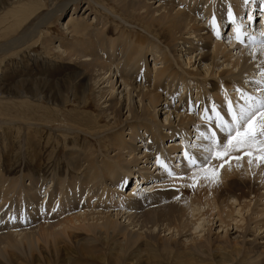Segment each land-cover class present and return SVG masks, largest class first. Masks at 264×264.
<instances>
[{
    "label": "bare ground",
    "instance_id": "6f19581e",
    "mask_svg": "<svg viewBox=\"0 0 264 264\" xmlns=\"http://www.w3.org/2000/svg\"><path fill=\"white\" fill-rule=\"evenodd\" d=\"M82 1L70 0L57 6L58 14L68 7L72 10L70 18L61 25L66 35V38L58 39L62 46L60 47L59 44L54 48L52 46L54 37L48 34H45L42 44L43 54L53 55L54 53L55 59H64L68 66L61 71L56 62L53 66L55 71L48 73L49 76L54 74L56 77L52 81L50 79V81L47 79L27 81L13 78L14 83L21 82L15 96L31 97L38 101L44 97L49 105L51 103L53 106H61L60 108L64 109L66 103V99L62 98L64 94L62 92V95L59 91L55 92L56 90L63 89L62 91L65 92L69 87L74 95L78 93L81 96V98L76 97L83 102L85 96L90 93L95 107L103 110L99 114V119L105 120L108 124L107 129L101 126L92 132L88 129L89 125L84 128L66 126L64 130L57 129L59 135L54 132L56 130H50L53 136L56 134L54 138L57 141L62 140L61 135L68 134V132L81 135L82 140H72V146L68 151L65 150L60 159L56 158L60 153V141L58 143L55 141L57 145H52L48 135L40 138L38 130L42 129L41 123L23 124L25 129L22 127L23 136L20 138V144L24 145V148L19 147L23 149L20 156H13V151H8L9 148L15 151L13 144L6 143L4 147L5 142H8L5 137L6 131L3 136L0 135V161L2 160L0 193L4 195L8 191L13 193L8 203H6L8 199L2 195L4 204H0V264H22L23 260L34 257L41 264V261L45 259L42 258L44 255L49 260V264H95L99 261L107 264H238L241 261L252 262L257 259L264 262V245L256 244L258 239L246 240V238L235 236L232 239L234 243L230 246V243L225 240L226 235L211 240L210 229L205 230L212 227V225L209 226L212 222L209 220L214 207L209 210L210 203H213L215 207L218 206L217 209H219L223 204L222 200H236L240 203L248 198L259 199L261 196L259 195V184L247 182L245 175L254 176L255 182L256 180L260 182L262 187L264 185V163L253 159V162L249 164V157L244 156V161L231 160L230 168L225 165L220 170L217 178L220 181L223 180L222 184L213 183L209 184L210 186L201 184V189L198 187L197 190L192 187L186 190L179 189L184 181H193V175L195 177V175L202 174L203 169L200 168L205 166L209 154L215 151L213 134L217 144L221 141L227 143L229 130L234 128L233 116H239L241 112L250 114L256 111L254 108H259L260 104L264 103V101H259L261 97H264V35L254 34V28L249 29V25L240 26L244 28L240 30V33L242 35L245 32L243 34L246 36L245 41H243L244 36H241V41H237L236 32L233 35V25H230L231 29L227 36L216 32L218 28L222 30L220 17L223 23L242 21L241 7L234 5L233 2L227 6H223L222 3L221 10L218 11L219 0H216V3L214 0H211V3L207 0H193L192 5L195 4V6L185 12L174 11L175 7L180 5L178 0H86V9L82 14L91 10L92 7L89 4L94 3L96 11L101 16L88 23L86 17L73 18ZM47 2H54V0H47ZM251 2L253 4L248 10L250 13L248 20H252L253 12H258V8L264 11V4L260 6L256 0H251ZM7 3L5 5H8ZM156 3L157 6L154 7ZM207 3L211 7L215 6V11H212ZM230 8L234 10V17H236L234 21L228 17ZM102 11L117 19L119 25L125 24L128 19L135 21L141 25L140 29L143 34L137 33L130 40L122 31L124 27L120 25L122 34L120 29L118 32L121 37L112 39L119 34H112V29L106 28L109 24L105 21L109 22V18L101 14ZM204 14L214 19L213 25L208 18L211 21L209 27L212 29L210 30L208 27L206 30L204 23L202 24L201 18L205 17ZM262 17L264 18V13ZM98 21L101 24H94ZM21 22L22 20L19 21ZM44 26L45 21L40 20L30 34L27 32L21 38L8 42L6 49L8 51L17 49L22 41L27 44L23 49L36 46L38 39L41 40L45 32L42 29ZM204 31L207 32L204 33ZM33 37L37 39L28 44ZM127 45H131L132 53L130 55L128 53L127 56H131L132 59L118 57L116 46H123L124 52H129ZM146 45H152L157 49L152 58L153 68L149 69V71H154L156 84L166 74L174 78L170 80L173 81L170 88L167 87V90L161 88L168 98L162 99L163 95H160L158 85L154 89H148L147 86L138 82L137 77L143 73V69L136 67L134 57L138 55V49L142 50ZM178 46H183V52L180 49L177 50ZM6 49L4 48L5 51ZM99 51L105 54L106 60H101ZM161 52L165 53V57H160ZM121 58L124 61L121 62ZM26 60L30 61L29 58ZM113 62L116 71L112 69ZM157 64L164 66L161 67L162 70L154 68ZM43 67L48 68V65ZM176 68L180 73L175 70ZM112 73L117 75L115 79L117 83L120 82L118 88L121 89L122 86L118 99L113 89V85L117 83L110 78L111 75L107 76ZM214 73L216 75L212 76ZM170 77L168 78L171 79ZM209 77L216 79V82L209 81ZM177 78L180 79L183 87L180 92L173 89ZM54 80L60 84L53 91L52 82ZM192 83L201 84L195 86L196 90L199 94L201 93V96L202 94L207 95L199 98L202 107L201 117L197 116L198 118L192 115L194 106L189 100V86ZM202 86H207V88L205 87L206 89L202 91ZM219 86H222L223 91L228 94H226L227 100L222 102L217 100L214 105L213 100L217 99ZM8 91L10 90H6L5 93L7 94ZM183 91H185L184 94H182ZM234 91H241L243 96L237 97ZM177 96L181 102L179 108L172 107L169 103ZM120 107H125L126 112L121 111ZM156 107H160L161 112H156ZM158 113L165 117L162 121L163 126L159 121ZM173 115L178 118L176 128L179 130L172 129ZM192 123L194 128H192ZM189 124L190 127H188ZM166 125L170 128L166 129L167 132L164 131ZM240 126L244 127L242 121ZM202 127H207L208 133L204 132ZM196 128L198 131L195 130ZM142 130L145 133H142ZM172 130L179 134L182 147L187 144L184 150L180 148L181 155H176L175 161L181 163L186 161L185 156H182V150L185 153L187 151L196 160L197 168L191 167L187 174L182 171L181 174L169 176L166 173L163 176L165 172L160 170L156 172L155 168L153 171L155 163L150 166L146 162L150 158L148 152L151 150H155L161 160L171 159V155L178 152L177 147L173 146L176 140L169 141V131ZM197 132V139L194 142L191 141L193 145L182 139L185 137L188 139ZM13 133L14 131L10 130L8 136ZM93 136L97 138V155L96 151L92 152L93 154L87 153L91 147L95 148L94 144L91 146V143L87 142L88 138ZM144 138L146 140L150 138L148 147L137 146L136 142L139 140L145 142ZM165 139L166 142H171L169 147L162 145V140ZM76 140L79 141V148ZM39 143H43L45 147L39 149ZM49 144L52 145L51 151L47 149V152H50L46 153L44 158L43 154ZM255 149L254 145L252 149L243 151L251 150L255 157L257 155ZM52 153L54 160L51 161ZM233 155H242V152L233 153ZM128 156L130 158L126 159ZM99 157H101L100 160ZM13 159L19 162L20 170L11 171ZM43 162L46 163L44 166ZM50 163L52 166L48 168L47 165ZM218 164L219 161L213 159L208 167L211 168ZM164 166L163 170L172 172L171 166L166 164ZM254 167L257 168L256 172ZM130 169H133L131 174H136L139 179H161L164 182L161 184L159 182V185L157 182L149 188L143 187L144 190L130 192L126 197L122 193L121 183L128 177ZM191 172L193 174L188 175ZM203 173L206 174L205 171ZM186 176L190 178L186 179ZM202 185L204 186L201 187ZM148 189L151 190L148 191ZM45 197L46 201L42 202ZM116 198L119 199L116 200ZM52 200H55V203L51 204ZM6 204H8V209L2 210ZM60 216L64 218L60 219ZM187 217H189L188 221L190 219L192 221V218L194 221L192 225L189 222L191 225V227L189 225V233L187 232L188 234L184 236L185 227L182 219ZM254 226L256 232L257 230L260 232L264 227L258 226L257 223ZM164 232L168 234L165 235ZM201 233L206 234L199 236ZM235 234L238 233L235 232ZM240 239L242 240L239 241ZM105 247L108 251L107 255L101 254ZM227 250H230V253H226ZM63 252H66V259L62 257ZM232 255L235 258L233 261L231 260Z\"/></svg>",
    "mask_w": 264,
    "mask_h": 264
},
{
    "label": "rangeland",
    "instance_id": "374dc122",
    "mask_svg": "<svg viewBox=\"0 0 264 264\" xmlns=\"http://www.w3.org/2000/svg\"><path fill=\"white\" fill-rule=\"evenodd\" d=\"M69 1L70 0H54V2H47V0H8V3H7V0H0V135L3 136V134H5V131H6L5 137H7V141L8 142H5L4 147L6 146V143L13 144L15 146V151L13 149H11V148L8 149V151L9 150H11V152L13 151L12 152V154H14L13 156H17V155L20 156V153L22 154V152H23V149H20L19 147L24 148L23 147L24 145L20 144V138H21V136H23V128L25 129V126L23 124H25V123H27V124H35V123L38 124V123H41L42 129L38 130L39 134H40L39 135L40 138H42L43 136H47L48 135L51 138L50 142H52V145H57L56 142L58 143L60 141L59 142V144H60V146H59L60 153L58 154L60 157L59 156L56 157L57 159L58 158L59 159L62 158L65 150L68 151L70 149V147L72 146V140H74V139L82 140L81 139V135L79 133H77L78 134L77 135L75 132H70L71 134L68 132V134L61 135V138L64 139V140L62 139L63 141L62 140L57 141L54 138V136L56 134L59 135L58 134L59 132L57 131V129L64 130V128L66 126H69V127H71V126H79V127H83L84 128L86 125H89L88 129L92 130V132L97 130L101 126H103L105 130L107 129L106 126L108 124L105 122V120L103 118L99 119V114L102 113L103 110L100 107H99L100 108L99 110L97 109V107H95V103L93 102L92 96H91L90 93H88L87 96H85V99H84V102H83V100L78 99V98H81V96L78 93H75V95H74V92L73 91L71 92V89L69 90V87H68V91L66 90L65 92L62 91L63 89L56 90L55 92L59 91V92H61V94H62V92L64 94V96H62L63 99H66V103H65L64 109H61L60 108L61 106L60 107H58L56 105L53 106V105H51V103L49 105L45 101L46 99L44 97H42L43 99H40L38 101L37 99L31 98V97H17V96H15L18 93L19 86L21 85V82L19 83L17 81V82L14 83L13 82V78H15L17 80L26 79L27 81H29V80H39V79H47V80L50 79L52 81L56 77L54 76V74H53V76H49L48 73H52V72L55 71L53 69V66L56 65V62L59 65L58 67L60 68L61 71L64 70V68H66L68 66L66 64L67 62L64 59L63 60L55 59L56 55L54 56V53H52L53 55H45V54H43L42 44H43L44 39H45V37H44L45 34H48L49 36L54 37V38H52V40H53L52 41V46L54 48H56L60 44L58 39L66 38V35L64 34L65 32L62 30L61 25L64 24L65 22H67V20L70 18V15L72 14V10H71V7H68V8H65L62 12L60 11L59 14H58L57 13V6H58V4H62V3H65V2H69ZM178 1H180L179 2L180 5L178 7H175L174 11L181 10V11H185L186 12L192 6L193 7L195 6V4L192 5V1L193 0H178ZM207 1L209 3H211V0H207ZM214 1L216 3V0H214ZM256 1H257L258 4H260V6L264 4V0H262V1L256 0ZM232 2H233L234 5H239L241 7V12H242L241 18H242V21H240V22L239 21L238 22L228 21L226 23H223L222 22V17H220L219 19H220V22L222 23L220 26L222 27V30H220L218 28V29H216V32L218 34L222 35V36H227V34L230 32V29H231L230 25H233V27H234L233 35H234L235 29L237 27H239V29L241 30V29H244V28H241L240 26L245 27V26L249 25V29H251V27L254 28V30H255L254 34H256V35H258V34L264 35V32H263L264 31V18L262 17V14L264 13V11L262 12V9L260 10V8H258L257 9L258 12L257 11L253 12V14L256 15V16L253 15L252 16V20H248V15L250 14L248 12V10L253 4L251 2V0H249V2L247 4L244 3V0H227V2H225V0H224V2L222 0H219L217 10L218 11L221 10V4L222 3H223V6H227V4H229V3L231 4ZM6 3L8 5H5ZM149 3H152V2H149ZM209 3H207V5L210 6L212 11H215V9H216L215 6L211 7V5ZM86 4H87L86 0H83L81 2L80 6L78 8V11L76 12V14L73 15V18L74 17L77 18L79 16H81V18L86 17L88 23H91V21H93V19L94 20L99 19L101 16H100V13L98 11H96V8H95L96 6H95L94 3H91L92 5L89 4L92 7L91 10H88L85 14H82L84 12V10L86 9ZM155 6H157V3H156V5H154V7ZM231 8H232V6H231ZM222 11H223V7H222ZM231 11H232V15H233V19L232 20L234 21L236 19V17H234L235 15L233 13L234 10H231ZM261 12H262V14H260ZM49 13H51V14L48 15ZM101 14H104L106 17L109 18V22L105 21V23L109 24L108 26H106V28H111L112 29L111 30L112 34H115V33L119 34L118 30L120 29V25H122L124 27L122 31H123V33H125V36H127V38H129L130 40H132V36H134L137 33L143 34V31L140 29L141 25H138V23H135V21H133V20H129L128 19V20H126L125 24H122L120 22L121 24L119 25V21L117 19H114L113 17H111L110 14L108 16L103 11H102ZM257 14L259 16H257ZM115 15L119 16L116 13H115ZM208 18H210V20L212 22H214V19L210 15H205V17H202L201 20H202V24L204 23L205 29L208 27L209 30H210V29H212V28L209 27V24L211 23V21L208 20ZM20 20H22L21 23H19ZM40 20H44L45 21V26H44V28H42V29H44L43 31H45V32H44V34L42 36V39L41 40L38 39V43H37L36 46H32L31 48L23 49L27 44H25L24 41H22L21 44H20L21 46L17 47V49H14V50L11 49L10 51H8V49H6L5 46L8 47V45H7L8 42L13 41V40L15 41L16 38H21L27 32H28V34H30L33 31V29H34V26ZM21 24H23L22 27H21ZM94 24H101V23L98 21V23H94ZM214 30L215 29H213V31ZM120 31H121V29H120ZM122 31H121V34H122ZM206 32L207 31H204V33H206ZM244 33L245 32H243L242 35H241V36H244L243 41L246 40V36L243 35ZM115 37H113L112 39H118V37H121V35L120 34L119 35H115ZM36 39H37V37H33L31 39L30 43H28V44H31L32 41H34ZM193 40H195V39H193ZM22 43H23V45H22ZM176 45H178L177 42H176ZM61 46L62 45L60 44V47ZM118 46H116V48H117L116 52H118L117 53L118 57H126L127 58L128 57L127 56L128 53H129V55L132 53V50H130L131 45H129V46L127 45V47H129L128 48L129 52H124L123 46H120V47H118ZM185 47H187V46H185ZM4 48L7 51H5ZM176 48H177V50L180 49L181 52H183V50H182L183 46L182 47L178 46ZM156 50L157 49L153 48L152 45H146V47L143 48L142 50L138 49V51H137L138 55L134 57V62H135V65H136L137 68L143 69L142 70L143 73L140 74L137 77V79H138V82H140V84H143V85L147 86L148 89H154V87H156V85H158V87H160V92L159 93H160L161 96L163 95L162 99H165V97H167V96L165 95V92L163 90H161V88H163L164 90H167L168 88H170V86H171V84L173 82V81H170V80H174V78L170 77L169 75L166 76L167 75L166 74L158 82V84H156L157 81H155L154 71H152V70L149 71L150 68L151 69L153 68L154 61H153L152 58H153V55L155 56V54H156L155 51ZM100 52L101 51H99V53ZM102 53L103 52L100 53L101 56L99 55L102 58L101 60H104V59L106 60L105 54H102ZM161 53L162 54L160 55V57H165V53L164 52H161ZM59 55H60V53H59ZM194 56H196V55H194ZM38 57H39V59H37ZM167 57H168V54H167ZM26 58H29L30 61H27ZM128 58L132 59L131 56L128 57ZM52 60H54V61H52ZM37 61H39L41 63L38 62V64H36ZM122 61H124L123 58H121V62ZM181 62L179 60L180 64H182ZM46 64L48 65V68L43 67ZM207 64H204V65H207ZM114 65L115 64L113 62L112 69L116 71V69L114 68ZM155 66H154V68H157V69H160V70H162V68L164 67L163 65H159V64H157L156 67ZM173 67L175 68V66H173ZM191 69H189V70H191ZM175 70L178 71L177 68ZM202 70H204V68H202ZM43 71H44V73H42ZM178 73H180V72L178 71ZM41 75H43V76H41ZM108 75H111L110 78L113 79V80H115L117 78V75L114 74V73L107 74V76ZM215 75H216V73H214L212 76H215ZM5 76H8V78L7 77L5 78ZM168 77H170L171 79H169ZM178 78H177V82L175 81L176 84L173 87V89L177 90L178 92H180V91L183 90V87H182V85L180 83V79H178ZM209 78H210L209 81L216 82V79H214V78L211 79V77H209ZM65 81H63V82H65ZM189 82H191V81H189ZM54 83H56V84H54ZM115 83H117V81ZM119 83L120 82H118L117 85H115V84L113 85V89H115V94L117 95V96L115 95L116 99L119 98L118 97V95H119L118 93L122 90V86L121 85H120L121 89L118 88V86H119L118 84ZM59 84H58V81L54 80L52 82V90L54 91L55 87L58 86ZM200 85L201 84H199V83L196 84V85H195V83H192L189 86V92H188V93H190L189 100L192 102V104L194 106L193 113H192V115L193 114L195 115V116L193 115L194 117H197V116L201 117L200 112H201L202 105L199 102V98H201L205 94H202V96H201L200 95L201 93L199 94L198 93L199 91L196 90L197 88L195 87V86H200ZM205 87L207 88V86H204V87L202 86L201 87L202 91H203V89H206ZM147 88L144 89V90L146 91ZM6 90H10V91H8L7 94H6L5 93ZM184 93H185V91L182 92V94H184ZM234 93H236L237 97L238 96H243L241 91H238V92L234 91ZM226 94L227 93L223 91V87L221 86L218 94H216L217 95L216 96L217 99L213 100L215 102L214 105H216V101L217 100L219 102L226 101L227 100V95H228V94L227 95ZM174 95H175V93H174ZM205 96H207V95H205ZM228 98H229V96H228ZM116 99H114V100H116ZM259 101L263 102L264 101V97H261V99ZM169 103H170V105L172 107H175V108H179V104H181V102H179V100H178V96L175 97L174 99H172ZM160 107H156L155 108L156 112H161V108ZM120 108L122 109L121 111H123L124 113L126 112L125 111L126 110L125 107H124L125 109L123 107H120ZM254 109L258 110V108H254ZM182 114H184V113H182ZM199 114H200V116H199ZM159 115L160 114L158 113V116ZM164 118H165L164 116H161V115L159 116V119H160L159 121L162 123V126L164 125V123L162 122L164 120ZM173 118H174L175 122L172 121V126H173L172 129L179 130L178 128H176L177 124H178L177 123L178 118H176L175 115H173ZM97 121L99 122V124L97 123ZM201 121H202V118H201ZM43 124L47 125V126H44ZM116 124H117V122H116ZM190 126L191 125L189 124L188 127H190ZM7 128H8L9 131L13 130L14 133L12 135L8 136L9 135V131L7 130ZM125 128L128 129L127 127H125ZM125 128H124V130H126ZM192 128H194L193 127V123H192ZM166 129L167 130L170 129L168 125H166L164 127V131ZM201 129H203L204 132L208 133V128L207 127H205V128L202 127ZM50 130L51 131L56 130L57 132L54 131L56 134H54V136H53V132H51ZM167 130L165 132H167ZM195 130L198 131L197 128ZM42 131H44V132L42 133ZM44 133H46V134H44ZM142 133H145L144 130H142ZM197 135H198V132H197V134H192L191 135L192 138L189 137L187 139V137H185V138H182V139L187 140V143L190 142V144L193 145V143H191V141L194 142L197 139ZM168 136L170 138L169 141H172V140H176L177 141V142L176 141L174 142L175 144L173 146L177 147L176 151H178V152H175V154H172L171 155V159H167V160L163 159V160H161L159 158L160 161H162L163 163L165 162L164 164L171 166L173 175L174 174H181L182 171L183 172L185 171L184 174L189 173V170L193 166L189 165V161L187 162V159H186V161H182V163L175 161L176 157H177L176 155H178V156L181 155V153L179 151L180 148L184 150V147L187 144L182 147L181 146L182 140L180 139L179 134L176 133L173 130L169 131V135ZM128 137L129 136H127V138ZM0 138H1V136H0ZM193 138H195V139H193ZM88 139H89V141L86 139L87 142H90L91 146H93V144H94L95 148L91 147V149H88L87 153L93 154L96 151V147L98 146V144L96 142L97 138H96V136H93V137H89ZM149 140H150V138H148L147 140L145 139V142H141L139 140L138 142H136V144H137V146L143 145L145 147H148L147 144L149 143ZM76 141H77V145H78L77 147L79 148V141L78 140H76ZM162 141H163L162 145L164 147H169V145H171L170 144L171 142L170 143L166 142V139L162 140ZM16 142H19V143H16ZM43 145H44L43 143H39L38 148L39 149L44 148L45 145L44 146ZM52 145L49 144L50 147L48 146L45 149L46 152L43 154L44 158H45L46 153L48 154L51 151L50 148H51ZM62 147H63V149H62ZM47 149L50 150V151L47 152ZM183 150H182V156H185L184 155L185 152ZM190 150H192V149H190ZM109 152L110 151L108 150V153ZM155 152H156L155 150H151V151L148 152V155H150L149 156L150 158L148 157L149 159H148V161L146 163H148V165H150V166L155 163L153 165L155 167L152 168L153 171L155 169H156V172L159 171V170L163 171V172H165L163 176H165V174L168 173L169 171L167 172L166 170H163L162 167L159 164H157V162H155V161H157V158H158V155H156ZM9 154L10 153H8V155ZM111 154L113 155V153H111ZM53 155L54 154L52 153V155L50 157L51 161L54 160L53 159ZM96 155H97V151H96ZM10 156L11 155H9V157ZM190 156H192V155H190ZM209 156H210V154H209ZM129 158L130 157L128 156L126 159H129ZM98 159L100 160L101 157H99ZM241 160L244 161V159H241ZM235 161H237V160H235ZM141 162H143V161H141ZM1 163H2V160L0 161V164ZM12 164L13 165L11 167V169H12L11 171H13V170L14 171H18V170L21 169V167L19 166V162H17L16 159L12 160ZM45 164L46 163L43 162L42 165L44 166ZM51 166H52L51 163L49 165H47L48 168H51ZM2 168H4V167L2 166ZM183 168L187 169L188 171L183 169ZM203 168L204 167H201L200 169L202 170ZM255 168L256 167H254L253 169L256 172L257 168L256 169ZM132 170L133 169H130V172H128V174H127L128 177L125 178L123 183H121V186H123L122 187V193L126 197H127V195L130 194V192H137L140 189L144 190L145 187L149 188L150 186L156 185L157 182H158V185H159V182H160V184L164 182V180L161 181V179H158V180H154V179L150 180V178H148V180L139 179V178H137L136 174L135 175L131 174ZM235 170H238V169H235ZM203 172H202L201 175L200 174L195 175V177L193 175V178H194V180L196 182L195 183V187H194L196 190L198 189V187L200 188L201 184L210 186L209 184H213V183H215V184H222L223 183V180L220 181V179L218 180V178H216L215 182H213V180L211 182V179H205L204 175H206L207 173L204 174ZM236 173H239V171L238 172L236 171ZM192 174L193 173L191 172L188 175H192ZM202 175H203V177H202ZM245 176H246L245 179H246L247 182H252L251 184H255V185L259 184L258 187L261 188V189L259 188V191H260L259 195H261V196H259V199H257V200H252V198H250V199L248 198L245 201H240V203L237 202L236 200H232V201H230V200H228V201L222 200L221 203H223V204L221 206L219 205L220 206L219 209H217L218 206L215 207L213 205V203L212 204L210 203L211 208L209 210H211L214 207L213 208L212 217L209 220V221H212L209 224V226L212 225V227L211 228H206L205 230L207 231V229H210L209 230V232H210L209 233V237L211 238V240L215 239L217 237L226 235L225 240L228 241L230 243V246H231L234 243L232 241L233 237L239 236V237L246 238V240H252V238L253 239H258V241H256V244L264 245V233H263L264 227L261 229L260 232L258 230L256 232V229H255V226H254V224H256V223L260 227L264 226V190H263L264 189L263 188L264 185L261 187L260 186L261 183L257 182V180H256V182H257L256 183L255 180H254V176H252L251 174H246ZM133 177H136V178L133 179ZM176 177L177 176H175V178ZM185 178L188 179L190 177L186 176ZM233 179H235V178H233ZM239 179H242V178H239ZM248 179H249V181H248ZM128 180H131V181L128 183ZM194 180L193 181L186 180L187 182L184 181V184L179 186V189L180 190L190 189L191 188L190 186L193 185ZM189 182L190 183L192 182V184H188ZM28 183H25V184H28ZM185 183L187 185H185ZM204 185H202L201 187H203ZM150 190L151 189H148V191H150ZM173 190H176V189H173ZM9 192L10 191H8V193L5 194V195L3 193H0V204L2 203L1 205L4 204V201H3L4 198L8 199L6 203L9 202V200H10L9 197L10 196L12 197V194H13V193H9ZM41 194L43 195L44 193L42 192ZM2 195H4V198H3ZM45 199H46V197L43 199L42 202H45L46 201ZM118 199L119 198H116V200H118ZM53 203H55V200L51 201V204H53ZM1 205H0V207H1ZM4 209H6V210L8 209V204L3 206L2 210H4ZM237 211H239L240 214ZM64 216H60L59 218L63 219ZM188 219H189V217L182 219V224L186 228V229L184 228V231H183L184 236L189 233L188 230H189V228L191 227V225L193 224V221H194V218H192L193 219L192 221H190L191 219L188 221ZM189 222L191 223V225H190ZM186 223H187V226H186ZM189 225H190V227H189ZM0 228H1V226H0ZM8 230H11V229H8ZM235 232L238 233V234H235ZM164 234L167 235L168 233L164 232ZM204 234H206V233H201V234H199V236H204ZM162 236H163V234H162ZM196 236H198V235H196ZM254 237H256V238H254ZM259 239H261V240H259ZM241 240L242 239H240L239 241H241ZM231 248H233V247H231ZM106 252L108 253L107 248L105 247V249H103L101 254L107 255ZM226 253H230V250H227ZM62 257H63V259H66V252L64 253V255ZM42 258L43 259L45 258L44 259L45 261L43 260L44 263H43V261H41L42 262L41 264H49V260L46 258L45 255ZM209 260H210V258H209ZM231 260L232 261L235 260L233 255L231 256ZM87 262H89V261H87ZM21 263L22 264H24V263L25 264H33V263L34 264H40L39 261H37L35 259V257L32 258V259H29V260L28 259L27 260H23V262H21ZM263 263H264L263 261H258V259H257V260H254L252 262L241 261L238 264H263ZM95 264H107V263L99 261V262H97Z\"/></svg>",
    "mask_w": 264,
    "mask_h": 264
},
{
    "label": "snow or ice",
    "instance_id": "6c2138e0",
    "mask_svg": "<svg viewBox=\"0 0 264 264\" xmlns=\"http://www.w3.org/2000/svg\"><path fill=\"white\" fill-rule=\"evenodd\" d=\"M249 0H244V3L247 4ZM230 20L233 19L232 11L229 9L228 12ZM214 25V22H213ZM237 41H241L240 29L237 27L235 29ZM234 128L230 129V134L227 137V143L221 141L219 144L215 142V136L213 134V144L215 151L210 153V156L205 161V166L203 171L209 173L205 175V179H212L214 182L219 175V171L228 165L231 167V160H241L244 156L249 157V164L253 162V159L264 163V103H261L258 110L251 112L250 114H245L241 112L239 116H233ZM243 122L244 127L241 128L240 122ZM219 127V125H217ZM234 133V134H233ZM256 146L257 155L253 157V151H243L244 149H252L253 146ZM242 155H233V153H241ZM185 158L189 161L190 166H196V160L193 159L187 152L184 154ZM215 159L219 161L218 165H214L211 168L208 165L211 163V160ZM157 164L161 167H165L160 161L159 157L157 158ZM169 176H172L171 171L168 172ZM195 180L193 185L190 187H195Z\"/></svg>",
    "mask_w": 264,
    "mask_h": 264
}]
</instances>
